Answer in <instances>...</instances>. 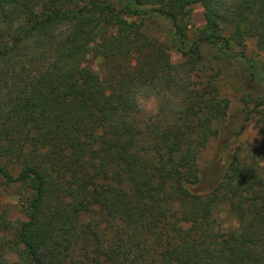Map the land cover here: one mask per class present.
<instances>
[{
  "label": "trees",
  "instance_id": "obj_1",
  "mask_svg": "<svg viewBox=\"0 0 264 264\" xmlns=\"http://www.w3.org/2000/svg\"><path fill=\"white\" fill-rule=\"evenodd\" d=\"M249 38L264 55V0H0V186L23 215L0 264H264V94L242 110L259 142L200 165L231 106L217 76L243 58L264 83Z\"/></svg>",
  "mask_w": 264,
  "mask_h": 264
},
{
  "label": "rangeland",
  "instance_id": "obj_2",
  "mask_svg": "<svg viewBox=\"0 0 264 264\" xmlns=\"http://www.w3.org/2000/svg\"><path fill=\"white\" fill-rule=\"evenodd\" d=\"M192 23L193 26L189 31L190 34L193 33L195 27H199L204 23L203 8L200 4H196L192 8ZM234 50L241 51L244 58L251 61L257 63L264 61V55L257 50L252 38L247 39L242 47L234 46ZM168 54L172 62H177L180 59V54L173 49L169 48ZM90 61L92 62L93 67L98 68L96 60L90 59ZM244 62L246 61L242 58V64H237L235 71L233 69H228L225 73H222L215 79L222 95H225L230 99L231 106L225 121V127H223L220 131V137L218 139L216 138V140H212L208 147L204 150L203 157L200 161L201 166H207L210 163V160L215 155L216 145L218 146L222 143L229 144L227 152L230 155L235 145L239 142L247 141L251 143H258L260 140L261 134L257 116L253 113L254 116L246 121L244 120V113L242 110L245 104H247L246 106H248V109H254L253 107L255 104L252 102L253 99H250L247 96L248 94L253 97L263 95L264 83L260 85L256 81L251 80L244 75L245 72L243 67L246 65ZM235 63H238V60H236ZM246 98H248L247 101L245 100ZM155 105L156 99L154 97H139V116L145 118L154 113ZM207 175L208 174L205 173V177ZM207 178L201 183L202 188H206L208 186L209 180ZM18 190L19 186L16 184L10 186H0V216H3L0 220L4 221L3 226L5 224L11 225L10 229L8 228V231L5 234L7 236L13 232L14 228L12 225L15 226L16 220L23 218V215L20 212L21 202ZM213 214L216 225L221 229H226L236 225V221L228 212L226 206H216ZM0 235H2L1 232ZM15 259V255L13 253L6 255V260L10 264L13 263Z\"/></svg>",
  "mask_w": 264,
  "mask_h": 264
}]
</instances>
